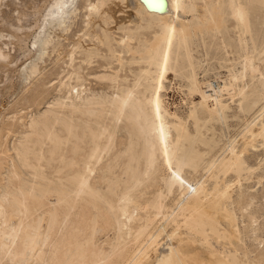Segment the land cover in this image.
Wrapping results in <instances>:
<instances>
[{
	"label": "bare ground",
	"instance_id": "6f19581e",
	"mask_svg": "<svg viewBox=\"0 0 264 264\" xmlns=\"http://www.w3.org/2000/svg\"><path fill=\"white\" fill-rule=\"evenodd\" d=\"M74 1L53 0L43 13L34 40L40 38L47 24L57 22L65 15ZM85 1L88 4L83 8L89 12L87 26L91 27L95 24L91 16L100 13V18L107 10L102 8L112 3L111 0ZM120 1H128L135 13V24L132 27L119 26L124 34L119 40L113 38L121 44L122 51L117 53L106 30L102 34L94 32L93 37L109 49L122 68L131 66L136 60L145 61L146 67H137L136 73L132 71L135 73L133 83H127V76L122 77L118 67H113V82H118L121 77L123 83L115 87L117 90L111 97H82L85 88L71 85L66 94H71L72 99L74 95V100L64 101L70 96L58 99L59 110H55L52 117L46 116L39 121L40 124L33 120L30 122L31 133H36L38 138L34 141L31 134V137L24 138L25 141L20 140L23 149H16L14 145L17 158L7 148V139L16 133L17 126L11 122L0 124V174L4 165L10 163L7 159L11 160L10 168H7V183L0 180V264H243L236 250H204L187 256L175 245L174 232L168 233V227L164 225L169 217L175 220L183 216L187 222L184 226L190 232L200 234L212 248L208 230L218 239L227 235L237 236L236 217L227 204L226 207L221 204L223 200H230L232 186L227 185L222 192L217 183L212 192H208L202 177L193 176L192 184L185 180L184 168L189 166L198 173V163L208 153L196 148L200 141L199 133L191 134L178 116H175L177 121L165 117L160 91L164 88L163 81L171 77V73L174 75L178 70L189 69V93L196 92L200 97L198 105L191 110L190 119L195 117L200 123L202 116L206 118L205 123L211 124V120L226 123L225 110L229 105L223 97L232 90L231 98L240 97L239 109L243 113L254 111L264 99V80L254 90L253 93H260V98L254 100L253 94L244 96V89L248 87L244 79L250 77L253 80L259 73L261 65L257 62V55L261 51H258L251 35L253 50L250 52L245 35L251 34L254 27L250 18H257L258 12L264 11V0H238V3L235 0H167L166 12L150 11L140 0ZM199 1L204 4L200 6ZM232 3H237L233 9L236 28L241 33L240 38L245 37L240 56L243 65L238 70L227 69V75L220 82L222 85L214 86L205 78H198L199 71L202 70L201 74L208 71L203 69L204 60L199 63L193 61L191 44L200 34L205 46L204 35L226 29V15ZM182 14L191 18L182 20ZM116 20L118 18L115 19L117 23ZM102 21L110 22L109 19ZM146 33H151V37L146 38ZM124 43L125 46L122 45ZM121 53L132 55L131 60L124 62ZM93 55H96L94 51H88V58ZM7 57L4 48L0 47V61ZM37 71V67H33L31 75ZM150 80L156 82L154 90ZM31 94L36 97L42 91L37 88ZM108 115L112 119H108ZM250 117L242 133L235 139H229L224 146L226 155L223 161L218 165L214 159L206 162L204 169L208 174L215 167L220 168L224 175L235 172L238 175L236 184H240L248 148L254 147L257 140L264 145V106ZM93 120L97 121L99 130ZM83 137L91 139V144L87 140L91 147L87 148L89 152L85 150L81 154L83 147L80 145L87 143ZM4 138L5 142L2 141ZM201 142L207 147V152L214 151L217 145L213 138ZM29 144L32 147L37 145V149ZM49 144L50 147L46 148ZM69 144V149H64ZM240 144L241 148L237 149ZM69 153L71 157L65 156ZM47 154L49 158L56 160L59 157L61 160L62 167L56 168L58 175L67 169L56 180L43 172L51 162ZM159 160L170 172L163 180L164 185L159 180ZM21 164L31 169L32 179L22 178ZM175 190L180 192V196L173 208L165 201ZM224 220L228 225H224ZM219 225L224 226L223 231ZM258 263L264 264V258Z\"/></svg>",
	"mask_w": 264,
	"mask_h": 264
},
{
	"label": "rangeland",
	"instance_id": "374dc122",
	"mask_svg": "<svg viewBox=\"0 0 264 264\" xmlns=\"http://www.w3.org/2000/svg\"><path fill=\"white\" fill-rule=\"evenodd\" d=\"M52 1L53 0H0V33L2 34L0 36V47H3L4 52L8 55L7 59L0 61V124L2 122H8L10 124L11 122V124H16L17 126V134H12L7 139V148L9 147V153L11 152L10 154L13 155V157H16V154H14L16 152L14 145L16 149H23L19 143L25 141L26 139L24 140V138H27V136L30 135L31 137V131L33 132V130L29 129V124L33 121L40 124L46 116L52 117V114L56 113L55 110H59V105L56 104L59 102L58 99L64 100L71 95L66 94L71 85H77V87L79 85V87L82 86L85 88V95L83 93L82 95L84 96L82 97L89 96V98H95L100 95L103 97H111L113 91L117 90L115 87L123 83L121 77L118 78V82H113L111 78L113 77V67H118V73L122 75V77L126 75L127 83L130 82L132 84L135 78L134 74L137 72L136 69L140 66L143 68L147 66L145 61L136 60V63L131 66L125 65V67L122 68L119 63L116 62V59H113V54L109 49L106 46L100 45L98 40L93 37L94 32L102 34L107 31L106 33L111 37L112 46L114 45L117 53L122 51L121 44L119 45V43L113 41V38L119 40L122 37L124 33L121 29L122 32L119 30L122 25L125 27H132L135 24L133 16L135 15L133 12L134 9L128 1L127 4L125 1L111 0L112 3H108L110 5H106V7L104 6L102 8L103 10L107 9L102 15L103 17L101 16L99 18L101 15L100 13H94V16H91V19L93 18L95 20V24L91 27L87 26L89 19L87 15L89 12L83 8L88 2L86 4L85 0H75L74 3L68 7L67 13L60 17L58 20L59 22L47 24L43 31H41L40 38L34 40L36 33L39 32L38 25L41 23L43 13ZM91 1L94 2L95 0H89V3H91ZM95 2H97V0ZM234 2L238 3V0ZM199 3L200 6L204 4L201 1H199ZM237 3L236 5L232 3L233 6L228 7L226 29L218 33L213 32L208 36L204 35L205 46L203 45L202 36L200 34L197 35L198 37L200 35L201 39L195 36L196 40L195 42L192 40L193 43L191 44V50L194 56L192 57L195 63L203 62L202 60H204L203 65L205 67L203 69L206 68V71H208L207 74H201L202 70L198 72V78L200 80L205 78V81H209L214 84V86L222 85L220 82L221 79L227 75V69L238 70L241 68V65H243V63L241 64L240 56L243 54L242 45L245 37L249 40V51L251 52V50H253L252 35L258 51H261V54L257 55V62L261 66L259 73H256L254 76L256 81L254 79V81L251 80L250 77L244 79V82H248V87H245L244 91H246L244 92L245 95H243L253 94L252 97H254L253 99L255 100L258 97L260 98V93L253 92L257 87H260V81L264 80V73L261 74L262 71L264 72V11L258 12L259 15L257 18H250L251 24L254 26L252 27L251 34H247L245 37L240 38L241 33L239 29L236 28L237 20L233 10L237 6ZM182 16V20L191 18L190 15L182 14ZM116 18H118V20H116L117 23L115 22ZM61 20L64 21V23H62ZM102 20H107L108 23ZM58 23L61 24L59 25ZM150 34L151 33H146L144 36L150 38ZM206 37H208V40ZM45 42H49V44L45 45ZM132 44H135V41ZM122 45L125 46V43ZM73 49H75V51ZM88 51H94L96 55L88 58ZM71 54L72 58L70 56ZM121 55L124 58V62L130 61L132 58L130 54L121 53ZM141 62L142 64H140ZM226 66L227 68H225ZM33 67H37L38 71L36 74L31 75V69ZM154 68L155 67L152 66V71H154ZM132 71H135V73H132ZM188 71L189 69L178 70L177 73L175 72L174 75L171 73L172 76L163 81L164 88L160 91V94L164 103V106L162 105L164 114L166 112L165 117L168 118V120L170 118V120L174 121L177 118L175 116H178V118L185 122L187 129H189L190 133L192 132L191 134L196 135L199 133L198 139H200V141L196 143V148L198 150L200 149L199 151L201 152L203 151V153H208L206 157L204 156L203 160L198 163V173L194 172L193 168L189 166L184 168L185 180L192 184L195 177H202L204 187L208 192H212L217 183L219 191L221 190L222 192L227 188V185L232 186L230 200H223L221 204L224 205V207H226L227 204V208L232 211L236 217L235 230L237 231V236L227 235L226 238L218 239L211 230H208L207 234L212 238V248L200 234L190 232L188 228L184 226V223L187 222L183 216H179L175 220L174 217H169L164 221V225L168 227V233L174 232L175 237L173 240L175 245L179 246L187 256L197 255L204 250L209 252H213L216 249H223L229 252H234V250H236L243 264H259L258 261L264 258V145L261 140H257L254 143V147L248 148L244 156L245 158L243 157L244 161L246 160V164L243 165L244 169L241 172L242 180L239 185L236 184L238 175L235 172H228V174L224 175L220 168L217 167L216 169L215 167V169L211 170L212 173L210 172L209 175L204 168H206V162L209 159H214L217 165L219 162L223 161L226 155V153H223L224 146H226L229 139H235L242 133V130L245 128L246 120L250 119L252 114L256 115L259 108L264 106V99L258 104L254 111L243 113V111L239 109L238 100H240V97L231 98L234 94V90H232L229 93H225L223 97V100L229 105V108L225 110L228 118L226 123L215 120H211V124L210 122L205 123L206 118H202L201 115V118H199L200 123H198L195 117L189 118L191 112L194 110V105H198L200 97H198L199 95L196 92L189 93L190 81L187 77ZM109 76L110 78H107ZM149 83L151 85L155 84L154 86L152 85V89L154 90L156 82L150 80ZM240 85L242 84L240 83ZM37 88L42 91V94L32 97V91ZM148 94L149 93H147V95ZM70 99L74 100V95L73 99L70 96L68 100L65 99L64 101H70ZM77 101L79 100H76V102ZM244 105L245 104H243V107ZM199 108L200 107H197V109ZM107 117L108 119H112L109 115ZM195 120L197 122H195ZM93 121L96 125L92 122L91 126L94 124L95 128L99 130L100 127L97 121ZM39 124L37 126L41 128ZM35 134H32L34 141L38 138L37 134ZM85 137H83V140ZM212 138L217 142V145L214 151L211 150L210 153L207 152V147H205L201 141H210ZM85 139L84 141L87 142L88 140L91 144V139ZM2 141L5 142L6 138L2 139ZM88 142L86 145L89 144ZM84 144L82 143L80 146L83 148H80L84 149L86 146ZM29 145L31 148L36 147L35 149H37V145L34 146L33 144V147L31 144ZM70 145L71 144L64 147V149H69ZM241 146L242 144L238 145L237 149H240ZM49 147L50 144L49 146L47 145L46 148ZM88 147L90 148L91 145H87L84 150L81 149V154L82 152L83 154L85 152L87 153ZM221 148L222 150H220ZM69 154H65V156L71 157V153ZM31 157L33 156L31 155ZM46 157L51 159L49 166H47L48 164L45 161L43 163H46L45 166H47L43 169V172L48 177L51 176L50 178L53 177V179L56 180L57 177L59 178L67 172L66 169L64 170L65 172L63 171L64 173L62 172L63 174L61 173V175H58L56 168L58 166L62 167L61 160L59 157L56 160H54L55 158L52 159V157L49 158L50 156L48 154ZM7 162L11 163L10 158L7 159ZM10 163L9 165L7 163L4 165L3 172L1 170L0 180L3 179L1 180L3 183H7L6 179L8 178ZM21 167L23 171L22 178L27 180L29 178L32 179V174H30L32 172L31 169L22 164ZM98 168L99 167H97V169ZM50 173H52V175ZM158 173L160 184L164 185L163 180L168 177L170 172L164 169L160 160L158 161ZM194 173L196 174L194 175ZM179 196L180 192L175 190L174 193L166 199L165 204L174 208ZM147 197H149V195ZM53 200L54 198L51 199V201ZM186 214H188V212ZM252 215L253 218L251 217ZM222 222L224 225H228L225 220ZM178 225L181 226L177 230ZM218 227L223 231V225H219ZM114 237L115 234L113 232V238ZM151 264H153V262Z\"/></svg>",
	"mask_w": 264,
	"mask_h": 264
},
{
	"label": "water",
	"instance_id": "95a60500",
	"mask_svg": "<svg viewBox=\"0 0 264 264\" xmlns=\"http://www.w3.org/2000/svg\"><path fill=\"white\" fill-rule=\"evenodd\" d=\"M150 11L166 12L167 0H140Z\"/></svg>",
	"mask_w": 264,
	"mask_h": 264
}]
</instances>
